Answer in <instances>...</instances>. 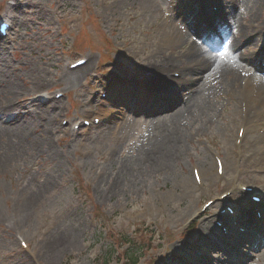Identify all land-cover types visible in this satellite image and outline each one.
<instances>
[{
  "label": "rangeland",
  "instance_id": "obj_1",
  "mask_svg": "<svg viewBox=\"0 0 264 264\" xmlns=\"http://www.w3.org/2000/svg\"><path fill=\"white\" fill-rule=\"evenodd\" d=\"M12 2L0 0V16ZM44 2L47 15L43 17H48V23L27 11V16L20 14L26 28L17 27L7 39L11 61L20 73L30 70L31 65L38 73L26 75V85L15 83L10 87L16 101L24 106L34 98L29 79L39 85L47 81L52 95L66 93L61 104L63 114L57 119L61 132L47 135L60 164L46 153L18 159L12 156L3 162L0 264H97L96 258L117 250L114 237L118 235L144 248L141 264H170L174 245L178 249L199 238L200 231L210 224V216L218 215L224 204L217 199L235 187V183L227 184L228 176L239 172V184L264 190V152L259 150L264 148L260 127L264 125V81L261 79V87L256 83L262 95L249 99V92L238 80L248 71L241 58H258L263 64L264 0H220L224 10L213 17V29L227 14L234 13L235 17L227 19L233 33L223 50L215 49L222 60L214 61L213 69L209 64L199 68L200 63L194 62L199 60L195 50L206 51L210 36L203 34L202 40L194 43L198 22L194 0ZM233 2L240 9L235 11ZM179 8H184V13L176 17ZM174 25L178 26V38L173 33L177 34ZM50 28L52 32H48ZM211 40L216 44V36ZM230 44L240 49L235 66L228 52ZM224 56L229 62L223 63ZM83 58H91L92 65L85 81L66 90L62 70L68 62ZM160 63L184 79V83L168 80L169 85L180 84L186 91L181 96L180 90L170 91L151 108L139 109L136 83L159 76L156 64ZM238 69L243 72L238 73ZM117 72L123 85L112 89L111 101L103 102L100 94L106 86L93 81L90 74L98 73L105 85L102 78ZM94 97L96 101L92 102ZM104 104L117 107V115L108 124L82 129L76 136L64 127L65 120L84 118ZM244 110L250 125L238 158L234 142L243 125ZM42 131L38 129V133ZM212 151L224 160L226 180L216 176ZM193 168L200 170L203 188L197 187ZM47 182L54 190L51 197L43 187ZM241 195L236 191L231 204L240 203ZM209 200L215 201L213 210L197 221L196 229H188L187 222ZM30 203L36 204L35 208H30ZM239 206V213L248 209L240 210L245 205ZM217 215L213 221H217ZM241 223L239 228L243 229ZM139 228H146L148 233L143 244L142 235L135 234ZM20 237L29 244L27 251L21 247ZM248 238L253 240L254 236ZM208 255L225 258L222 262L231 264L224 254ZM247 264H264V253L255 254Z\"/></svg>",
  "mask_w": 264,
  "mask_h": 264
},
{
  "label": "bare ground",
  "instance_id": "obj_2",
  "mask_svg": "<svg viewBox=\"0 0 264 264\" xmlns=\"http://www.w3.org/2000/svg\"><path fill=\"white\" fill-rule=\"evenodd\" d=\"M44 1L45 0H14V6L10 8L11 14L7 12V14L11 15V21L13 22L14 28L17 29L18 27V29H21V25L22 30L26 28L27 25L22 24L20 14L27 16V11H29L30 15L37 16V19L43 17L44 14L47 15L45 12ZM232 16L234 15H231V17ZM43 18L48 23V17ZM177 28L178 27L174 25V29L177 34L174 31L173 32L178 38L179 35ZM230 29L231 27L227 26L222 31L227 40L230 39ZM245 29H241V32H244ZM50 31L52 32L51 28L48 30V32ZM233 45L230 44L228 46V48H230L228 52L231 54L232 51H235L233 47L231 48ZM8 50V40L0 38V169L2 168L3 162L12 156L18 159L23 158V156H34L35 153L42 155H44V153L49 154V158L52 159L53 162L60 164L54 148L52 149V146L48 143L47 135L49 134L53 136L55 132H61L57 119L63 114L61 105L62 101L51 97L52 89L49 88V83L47 81H44L41 83V85H39L34 83L33 80L29 79V85H31L29 90L33 91V89H35L31 96L42 97L36 99L34 103L31 102V104L26 108H21L19 105H17V97L15 92L11 90V84L20 83L21 85H26V82H23L25 79H27L26 75L29 74V77L35 76L34 73H38V69L36 67H32L31 65L30 70L20 73V69L18 70L16 64L11 61L9 54L10 51ZM191 56L194 57L193 55ZM192 59L195 60L196 58ZM233 63H236V61L234 60ZM207 64L211 65L210 67H212L211 62H208ZM149 66H151V64H148L147 67ZM91 67V58L86 61L83 67L70 70L65 66L64 70H62L61 77L65 81L66 90L73 88L74 85L80 86L82 82L85 81ZM142 67L146 66L142 65ZM160 68L165 69L161 66ZM165 71L167 72V70ZM258 82H260L259 79L256 81V83ZM139 83L137 84L138 87ZM142 83L143 82H141V84ZM121 85H123V83H121ZM246 91L247 93L249 92V99L254 98V96L259 97L263 93V90H257V88L252 84L251 87ZM45 92H48L50 96L43 94ZM47 97L50 98L47 100L49 101L47 104L42 103L41 105V103L37 101H41L42 98L45 99ZM97 108V112L95 113H97L99 118L102 119L101 123H105L107 120L112 119L116 113L115 110H117L115 107H104L103 105L98 106ZM43 116H46V120H43ZM260 127L263 128L264 132V125H261ZM39 128H42L43 131L38 133ZM68 129L71 131L73 136L78 135L71 130V125L68 126ZM259 150H261L262 153L264 152V148ZM43 187L44 190L47 188L46 191L49 193V197H51L54 192L51 184L47 182V184ZM35 206L36 204L34 203H30L29 205L30 208H35ZM248 215L249 214L247 213H243L239 221H241L244 225L252 224L254 217L252 218ZM225 219H229L228 223L224 227H226L230 235L232 232H234L233 228H235V226L233 221L231 223V218L226 217ZM211 224L212 222L206 225V233L199 240L193 241L187 246L183 245L182 247H179V249L173 248L170 255L172 257L170 264H196L198 258H195L194 255H197L201 248H206V252H208V250L218 249L219 247L226 246V244L223 243L224 239L227 237L225 236V233ZM216 234L219 236H216ZM240 240L241 239L239 238L236 239L233 244L240 242Z\"/></svg>",
  "mask_w": 264,
  "mask_h": 264
},
{
  "label": "trees",
  "instance_id": "obj_3",
  "mask_svg": "<svg viewBox=\"0 0 264 264\" xmlns=\"http://www.w3.org/2000/svg\"><path fill=\"white\" fill-rule=\"evenodd\" d=\"M130 252H133V254H130L128 256V252H126L125 255H124V258H127L129 260L128 264H139V259L135 257L136 253H134V251L131 250V249H130Z\"/></svg>",
  "mask_w": 264,
  "mask_h": 264
}]
</instances>
